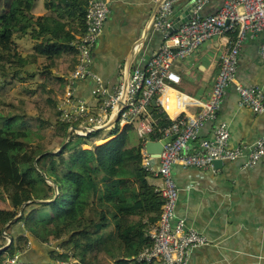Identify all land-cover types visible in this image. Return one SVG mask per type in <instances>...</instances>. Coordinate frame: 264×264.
Returning <instances> with one entry per match:
<instances>
[{"label":"trees","instance_id":"obj_1","mask_svg":"<svg viewBox=\"0 0 264 264\" xmlns=\"http://www.w3.org/2000/svg\"><path fill=\"white\" fill-rule=\"evenodd\" d=\"M87 1L45 0L47 12L35 16L34 0H0V79L25 82L42 74L35 92L39 107L45 108L37 109V117L23 111H0V235L26 203L7 229L11 241L0 251V264H9L11 259L19 264H39L24 259L27 250L19 243L31 239L47 243L50 238L55 242L54 248L46 249L47 264H63L70 257L77 264H153L135 260L150 244L145 229L158 219L162 204L160 194L148 183L150 175L141 167L144 139L130 140L129 128L118 135L115 130V137L92 150L81 147L84 137L72 135L55 154L39 142L50 125L45 118L56 106L55 91L64 86L63 77L51 68L60 58L66 62L64 69L73 68L70 44L84 31ZM13 36H29L33 50L49 60L48 64L35 70L37 54L16 55L11 46H4L3 41ZM64 56H69V61ZM150 109L157 112L153 114L159 118L157 127L170 124L155 103H150ZM57 125L54 137L61 146L67 125ZM161 135L153 128L148 137ZM19 224L21 228L13 232Z\"/></svg>","mask_w":264,"mask_h":264},{"label":"built area","instance_id":"obj_2","mask_svg":"<svg viewBox=\"0 0 264 264\" xmlns=\"http://www.w3.org/2000/svg\"><path fill=\"white\" fill-rule=\"evenodd\" d=\"M157 6L147 23V31L161 36L158 48L147 59L138 58L146 34L143 32L131 49L132 65L121 72V77L110 89L102 78L92 70V51L102 33L109 12L108 0H88L85 11L84 31L71 41L75 64L65 77L61 96L57 103V122L67 125L72 135L88 136L97 128L109 124L118 111L121 126L137 124V131L144 143L148 131L142 116L151 102L168 110L170 97L177 107L188 104L184 96L171 90L170 82H180L174 70L176 61L190 55L202 43L225 36L227 49L221 56L220 67L210 96L205 102L193 100L200 107L194 114L171 118L162 129L160 138L175 137L163 145L158 157L141 148V167L149 175L160 180L155 187L162 204L158 219L147 224L145 235L150 244L143 248L135 260L153 264H188L191 252L209 244L198 229L187 225L186 220L176 215L178 188L173 178L174 165L212 170L216 160L245 159V166L264 161V131L251 144H229V124L218 120L217 111L226 89L233 85L238 94L239 106L250 108L255 113L264 111V89L259 84L244 85L236 78L238 56L247 36L264 33V0H190V18L171 31L178 0H156ZM210 1H218L214 12L203 13ZM258 53L264 60V41ZM136 59L138 62L136 63ZM144 64L142 65V63ZM92 81L91 96L100 100L92 110L86 99L75 95L79 82ZM189 105V104H188ZM206 121L215 122L211 138L198 139L200 128ZM197 140V142H196ZM195 145L189 147L191 142ZM15 259H11L14 262ZM16 261V260H15Z\"/></svg>","mask_w":264,"mask_h":264},{"label":"crops","instance_id":"obj_3","mask_svg":"<svg viewBox=\"0 0 264 264\" xmlns=\"http://www.w3.org/2000/svg\"><path fill=\"white\" fill-rule=\"evenodd\" d=\"M44 1L34 0L32 13L35 16L47 12ZM108 3L109 12L103 30L92 51V70L102 78L105 87L110 89L121 77L124 67L128 70L132 65L131 49L143 32L147 31V23L156 9L157 1L108 0ZM189 3L190 0H178L175 12ZM217 7L218 1H210L202 11L211 13ZM263 41L264 33L247 36L243 41L236 78L244 85L259 84L264 89V60L258 53L259 44ZM160 42V34L148 30L138 58L142 56L145 59L146 55L158 48ZM227 45V37H213L184 59L176 61L174 70L179 75L180 82H170V89L184 96L189 105L177 107L175 98L170 97L166 111L153 102L170 122L176 115L194 114L199 110L198 105L191 104L193 100H208ZM64 59L69 61V56H64ZM64 65L66 66V62L60 58L59 63L51 70L63 77L65 83L70 70L64 69ZM37 76L42 77L41 80L44 78L39 74ZM92 85L90 80L79 82L75 95L86 99L90 108L95 111L101 99L91 96ZM61 92L60 89L55 91L56 106ZM155 113L157 112H152L149 105L142 116L145 130L151 128L146 135L147 139L153 128L162 133V128L157 127L159 118L153 115ZM217 118L228 122L231 146L240 142L251 144L264 131V111L255 113L248 107L239 106L238 94L233 85L226 89ZM214 124L213 121H206L200 128L197 140L211 138ZM136 127L137 124L121 126L116 117L102 130H111V133L118 130V135L129 128V139L137 140L141 136ZM98 132L100 131L95 134ZM133 134L136 135L135 139ZM115 136L110 134L95 138L93 143L99 145ZM196 142H191L189 147ZM172 174L178 188L176 215L184 218L187 225L195 227L211 241L195 248L188 258V264H264V161L245 166L243 157L216 160L212 170L174 165ZM147 180L153 187L160 184V180L151 175Z\"/></svg>","mask_w":264,"mask_h":264},{"label":"rangeland","instance_id":"obj_4","mask_svg":"<svg viewBox=\"0 0 264 264\" xmlns=\"http://www.w3.org/2000/svg\"><path fill=\"white\" fill-rule=\"evenodd\" d=\"M13 39H6L3 41L4 46H8L12 48L13 53L16 55L19 54H37L36 55V61L35 64H33V68L35 70H42L43 66L48 64L49 60H47L42 54L36 53L32 46L34 41L29 36H24L22 38H15V36L12 37ZM42 76V74H40ZM42 77H38L35 75L33 79L34 81L30 82V79H27L24 81L15 80L13 82L10 81H3V79H0V111L5 114H10V111H16V112H27V114L30 117H37L39 115V111L37 109L45 111V108L40 106L39 107V98L38 93H36V89L38 85L40 84V80ZM35 92L36 94L33 95L31 93ZM44 98H46V95L44 94ZM20 100L25 101V103H21ZM58 103V102H57ZM31 104H34L31 106ZM26 110V111H25ZM50 115L45 118L50 122V125L48 127H45L43 130V139L39 142L43 144V149L57 153L58 149L60 147V142H58L57 138L54 137L55 131L58 130L57 128V107L53 109ZM134 133V132H133ZM112 134L111 130H102L98 132V134H94L90 137L85 136L81 141V147L88 148V149H95V144L93 143L95 138H103L108 135ZM134 135V138H136V135ZM75 136V135H74ZM67 153H65L66 155ZM55 156V155H54ZM57 156H55L56 158ZM0 207H2L0 205ZM10 225V224H9ZM9 225L7 226L6 230H2V235H0V248L3 246H6L8 242V232L7 230L9 228ZM19 227L21 228L20 224L16 225V228H13V232H16ZM114 228V227H110ZM53 239H49L47 243H38L37 241H34L33 239L29 240L26 244L20 242L19 246L23 250H27L24 254V259L26 260H33L36 263L39 264H47V260H49V257L47 255V248H54ZM9 264H19L17 261L14 260L12 262L11 260L8 261ZM77 264V261L70 257L69 260L63 262V264Z\"/></svg>","mask_w":264,"mask_h":264},{"label":"water","instance_id":"obj_5","mask_svg":"<svg viewBox=\"0 0 264 264\" xmlns=\"http://www.w3.org/2000/svg\"><path fill=\"white\" fill-rule=\"evenodd\" d=\"M190 12H191L190 8H182V9L178 10L177 12H175L172 15V17H171V19L173 21L171 31H173L174 29H176L177 27H179L181 24H183L184 22H186L190 18ZM146 32H144V33L146 34ZM148 56L149 55H146L145 56V59H147ZM118 111L116 112L115 116L113 117L112 121L109 124H107L106 126L97 128L95 130V132L101 131L105 127L109 126L115 120V118L118 116ZM71 136H72V131L71 130H67L66 135H65V138L63 140V143L59 147L58 151L61 149L62 146H64L67 143V141L71 138ZM174 137H175V135H172V136H170L168 138L159 139V140H151L150 138L149 139H146V141L144 143V148H145V150H146L147 153L153 155L154 157H158L159 154L161 153L162 149H163V145L165 143H167L169 140L173 139ZM25 204L26 203H24L21 206L20 211H19V214L17 216H15L13 219H11L10 222L7 223L4 226L3 231L6 230L7 226L10 223H12V222H14V221H16L18 219V217L22 214L23 207H24ZM10 241H11V237L8 235V242H7L6 246H3V247L0 248V251L5 250L9 246Z\"/></svg>","mask_w":264,"mask_h":264}]
</instances>
